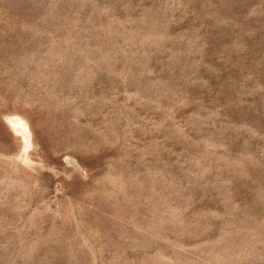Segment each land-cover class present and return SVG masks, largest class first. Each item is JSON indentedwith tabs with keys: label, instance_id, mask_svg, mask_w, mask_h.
I'll list each match as a JSON object with an SVG mask.
<instances>
[{
	"label": "rangeland",
	"instance_id": "obj_1",
	"mask_svg": "<svg viewBox=\"0 0 264 264\" xmlns=\"http://www.w3.org/2000/svg\"><path fill=\"white\" fill-rule=\"evenodd\" d=\"M0 104L29 121H0L7 264H212L264 240V0H0Z\"/></svg>",
	"mask_w": 264,
	"mask_h": 264
},
{
	"label": "clouds",
	"instance_id": "obj_2",
	"mask_svg": "<svg viewBox=\"0 0 264 264\" xmlns=\"http://www.w3.org/2000/svg\"><path fill=\"white\" fill-rule=\"evenodd\" d=\"M89 2H90V0H81L82 4H87ZM107 14H108L107 9H105L101 13V15H107ZM108 23H109V25L119 23L120 27H122V28L124 27V23L118 22L115 19V17L110 18ZM128 23H131V22H128ZM120 35H123V33H121ZM137 35H139V33H137ZM149 39H150L149 37H142L141 43H147ZM128 42H130V41L126 40V43H128ZM70 103L72 105H75L77 102H76V100H72V101H70ZM23 106L27 107V105H23ZM2 107H3V105L0 104V108H2ZM74 111H75V114L81 118L86 116L85 110H83L81 108H75ZM13 115L17 116L19 119L24 120V122L26 124H29L27 117L20 112H3V113H0V121L4 122L6 124L7 119ZM29 130L31 131L30 125H29ZM117 143H118V141H117ZM107 147H109V141L106 138H102L100 144L92 146V147H89L86 144L82 145L81 143H79L78 140H73L69 144L70 149L77 151V152H81L82 154H84L86 156V158H97V157H99L101 155V152L104 149H106ZM9 247H10V245L0 244V253H6L9 249ZM225 260H228L230 262V264H264V240H260V241H258V243L253 245L251 251H249L247 255L237 253L236 255L231 256V257L213 256L212 257V264H225ZM0 264H7L6 256H0ZM12 264H15V261H13Z\"/></svg>",
	"mask_w": 264,
	"mask_h": 264
},
{
	"label": "bare ground",
	"instance_id": "obj_3",
	"mask_svg": "<svg viewBox=\"0 0 264 264\" xmlns=\"http://www.w3.org/2000/svg\"><path fill=\"white\" fill-rule=\"evenodd\" d=\"M11 125L16 130L17 129H19L21 131L27 130L26 123L22 119H19L18 117H14L11 119Z\"/></svg>",
	"mask_w": 264,
	"mask_h": 264
}]
</instances>
